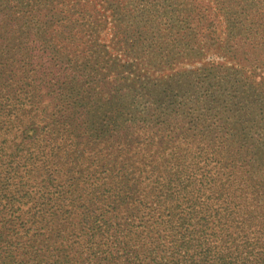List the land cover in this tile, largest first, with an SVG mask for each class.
<instances>
[{"label":"trees","instance_id":"obj_1","mask_svg":"<svg viewBox=\"0 0 264 264\" xmlns=\"http://www.w3.org/2000/svg\"><path fill=\"white\" fill-rule=\"evenodd\" d=\"M262 43L264 0H0V264H264ZM207 54L204 113L192 69L126 121Z\"/></svg>","mask_w":264,"mask_h":264},{"label":"rangeland","instance_id":"obj_2","mask_svg":"<svg viewBox=\"0 0 264 264\" xmlns=\"http://www.w3.org/2000/svg\"><path fill=\"white\" fill-rule=\"evenodd\" d=\"M220 23H222L221 19H220ZM244 36H245V32H244ZM263 44L264 43H262V46L260 47V50H263L260 52L261 54H262V52L264 54ZM139 49L142 52V55L144 52H148V50H149V49H146L143 42H141L139 44ZM223 61H224V59L221 56H218L216 54H207L204 58H199L196 61H193L192 63L189 62L187 64L175 65L173 68H170L167 71H165L164 68L160 67V65L154 64V67L157 70L149 67L147 69L140 70L141 74L140 73L138 74V68H136V65H134L132 70L137 75V78L140 80V82L138 84L136 83L133 86H131L132 90H131V95L129 97L128 106H129V109L133 110L134 112H140V113H133V114H139L142 116L136 117V116L126 115V117H125L126 121L129 123L131 120H133V118L134 119H141V120H143V118H144V120H145L146 115H149L150 112H154L156 109H158V106H155L157 98H156L153 90H159V91L163 90V87L161 85L162 82H160V80L162 79L161 76L163 74H169L173 71H181V72L185 73V70H192V69L199 70L198 73L195 72L194 77H192V72L191 73L186 72V73L190 74V79L192 77L193 81L191 82V84L189 86L181 84L178 89H176L174 91L172 90L170 92L171 97H170V99H167V102H169L170 104H173L176 107L178 104L186 102V100L188 99L189 105H191V106L194 105L195 101H196L195 107H197V108L203 107V103L207 102L209 100L208 98H211V96L209 94L210 92H208V94H206L205 93L206 91H204L201 87V86H203L202 83H204V81H203L204 68H205V66H209L212 62H223ZM226 63L229 64V62H226ZM139 64H141V62ZM160 74H162V75L160 76ZM150 77L152 78V80ZM190 79L185 78V81L186 80L190 81ZM155 80H156V82H155ZM210 81L213 85L217 86L218 81H217L216 77L215 78L210 77ZM141 84L145 85V88L150 89L151 92L150 93L143 92L141 90V86H142ZM155 85H156V87L153 88V86H155ZM127 87H128V85H127ZM188 88L190 90H188ZM128 89L124 87L121 89V91L125 92ZM215 90H216V92L214 93V95L218 97L217 103H220L222 106L221 99L219 100V91L217 89H214V90L212 89V91H215ZM222 95H223V93H222ZM201 111H202V113H204L205 107H203V109ZM220 111H221V108H220ZM216 112L219 113V107H218V109L217 108L212 109L209 112L211 119L212 118L215 119L218 117L217 115H215ZM260 117L264 118V114L261 115ZM148 119L149 118L147 117L146 120H148Z\"/></svg>","mask_w":264,"mask_h":264}]
</instances>
